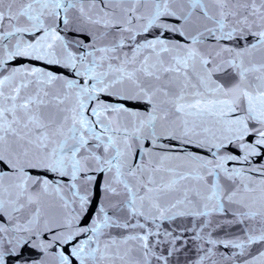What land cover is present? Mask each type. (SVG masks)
Instances as JSON below:
<instances>
[{"label": "snow or ice", "instance_id": "obj_1", "mask_svg": "<svg viewBox=\"0 0 264 264\" xmlns=\"http://www.w3.org/2000/svg\"><path fill=\"white\" fill-rule=\"evenodd\" d=\"M0 264H264V0H0Z\"/></svg>", "mask_w": 264, "mask_h": 264}]
</instances>
